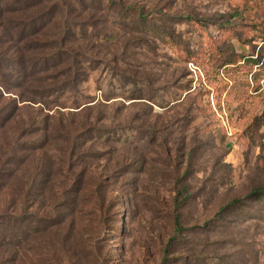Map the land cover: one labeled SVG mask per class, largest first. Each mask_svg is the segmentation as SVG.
Instances as JSON below:
<instances>
[{"label": "rangeland", "instance_id": "rangeland-1", "mask_svg": "<svg viewBox=\"0 0 264 264\" xmlns=\"http://www.w3.org/2000/svg\"><path fill=\"white\" fill-rule=\"evenodd\" d=\"M124 2V19L118 6L79 10L78 19L62 9L24 41L17 27L24 3L6 13L16 35L0 50L21 49L29 76L3 61L0 123L12 100L39 98L35 55L60 53L58 67L40 74L46 84L70 83L76 69L88 80L64 95L19 102L20 113L0 125V172L16 169L11 179L0 176V213L26 206L44 220L0 235V264H163L184 185L191 198L180 212L191 247L166 264H264V198L252 194L264 187V0ZM237 9L243 13L231 18ZM188 14L206 26L179 19ZM228 18L225 28L209 23ZM66 20L76 36L65 34ZM28 117L48 133H24ZM58 118L63 134L78 132L72 154L53 129ZM35 143L43 149L29 158L23 146ZM7 158L12 164L3 165ZM39 159L56 169L52 189L40 195L26 185ZM76 178L87 189L73 197L66 186ZM54 216L64 222L49 225Z\"/></svg>", "mask_w": 264, "mask_h": 264}, {"label": "trees", "instance_id": "trees-1", "mask_svg": "<svg viewBox=\"0 0 264 264\" xmlns=\"http://www.w3.org/2000/svg\"><path fill=\"white\" fill-rule=\"evenodd\" d=\"M13 2L24 3L25 12L23 13V15L25 17L23 18V21L20 22L19 26H17V27H21L20 28L21 29L20 38H23L22 41H24V39H27L26 37H28L31 34L40 33V29H38V26L40 25V23L45 24L44 23L45 19H50V21L54 20L58 14L64 13L62 12V9H68L70 12L75 13V18L78 19L79 17H81L80 14H82V13H79V10L89 12L91 10L100 9L102 11H105L107 7L114 8L118 6L117 10L120 14V17L124 19V4H125L124 0H0V45L3 44V42H7L13 45L14 35H16V33H15L14 26L12 25V18L11 17L8 18L6 15L7 12H11V9H12L11 3ZM144 12L145 11L143 10V8L139 9L136 12L137 17L143 18L145 16ZM241 13L243 12L237 9L235 12L231 14L230 17L234 18L236 16H240ZM182 18L184 19L186 18L187 20H190V21L200 22L201 24L205 26L207 24L206 22H204V20L199 19L198 16L192 15V14L185 15V17L184 15L179 16V19H182ZM230 21H231L230 18H228L227 20H222V21L210 20L209 23L217 24V25L219 24L222 28H225L229 25L228 23H230ZM64 26L66 30L65 34L67 35L69 34L71 36L77 35L76 31L75 33H72V30L69 28L70 26L67 20L65 21ZM42 27H44V25ZM26 30L30 31L31 33H28ZM62 31L64 33V30ZM59 41L60 43H62L65 41L67 42L69 40H68V37L66 38L64 37V38H61ZM20 50L19 51L10 50L9 52L5 51L6 52L5 54L3 53V50H0V68L2 66L3 61L6 60V58L8 57L11 63H13V61L16 62L20 73L25 76L24 78H27L29 76V72H28L29 66L28 64H25L26 62L25 58L23 56V53L20 52ZM22 50L25 51V48ZM77 55L79 56L80 54L76 52V54L72 56L73 60L76 63V59H77V62L80 63L82 60L78 59ZM14 56L16 58H13ZM59 58H60V53L57 51H55L54 53H51L49 56H46L45 58L39 59L36 55L34 56L33 59L36 60L34 63L37 62L40 68L39 69L34 68L33 70H31L32 75L37 73V75L33 79L37 81L35 86L38 88L35 92H33V95H39V98L37 99V97L35 98L31 97L30 99L28 98L25 99L23 97L22 98L19 97L20 101H18V99L12 100L11 110L3 109L1 111V115H3V120L0 123V125H3L4 121L5 122L10 121L12 118H14L16 115L20 113L22 109L21 106L24 104L19 105V102L25 101V100H32V101H39L43 99L45 100L47 97H49L52 94L64 95L67 91H69V89L70 90L76 89L75 87L80 82L88 80V72H85V75L83 72V75H82V73H80V71L82 70L79 69L80 71H78L76 69L75 71L73 72L71 71L69 73V78L71 79L70 83L63 82L61 84H57L58 82H52V83L46 84L48 81L47 80L48 77L40 75V74L46 73L50 69L58 67V64L61 63L59 61L60 60ZM68 72L69 71H67L66 73L67 75H68ZM61 73L64 74V72H61ZM46 117L48 119L51 116L46 114ZM28 122H29V125L23 129L24 133L30 134V135L39 133L40 131H45V134L48 133L47 126L42 127V128L38 126V119L28 117ZM64 128L66 127L62 123V119L58 118L54 124L53 129L59 132V135H61L66 145L67 143L69 144L68 147L72 148V151H71V154H72L74 153V148L76 145L75 139L78 137V132H76V130H72L70 127V129L65 131L64 132L65 134H63L62 130ZM41 149H43V146L41 144H36V143L31 144V145L24 144L23 146V151H26V155L29 158L33 157V155L38 150H41ZM8 159L9 158H7V160L5 161L3 165L12 164L11 160L9 161ZM48 161L47 159H39L36 162L34 161L33 171L30 173L31 179H30L29 185L28 183L26 184L27 186H29V189H31L32 185L36 186L39 195L45 193L49 188H51L50 182L56 177L55 163H51ZM10 167L11 166L5 165V171L0 172L1 179H11L13 177L16 169L10 170ZM6 170L7 171L9 170V172H6ZM1 173H3V176ZM101 185H102L101 183L98 184V189ZM0 186H2V184H0ZM66 187H68L67 189L69 191L66 194H70V196L75 197L76 193L81 192V190L87 189V183L86 181H83L80 178H76L73 184H70L69 186L67 184ZM1 189H3V187ZM1 189H0V192L3 191ZM184 193L185 195L183 196ZM252 194H256L258 199L264 198V187L263 189L261 188V189L254 190ZM94 195L97 199V202L102 206L104 203V200L102 199L104 198L103 195L98 194L97 192ZM190 198H191V193L188 191L187 186L184 185L181 188V190L178 192V195H176L175 200H174L175 210L173 214V224L175 228V233L170 238L168 244L166 245L164 249L163 264H166L167 261L171 259L170 255L173 254L174 252L186 251V249L184 248L191 247L189 242L187 241L188 238L186 236L188 228L183 225L182 214L180 212V209L183 206V203L189 200ZM236 201L237 199L234 200L232 203H235ZM66 208H72V206L69 205ZM222 210L223 211L227 210V206L222 207ZM26 211H27V207L24 206L21 211L23 213H20V214H16L17 212H14V211L0 213V235L3 234L7 236L9 235L8 233H10V231L13 232L14 230H17V229H23L24 227L29 226L30 223H36L38 227H42L41 224L44 222L43 218L41 217L39 218L36 213L28 212V211L26 212ZM28 213H31V214H28ZM32 215L36 217V220L31 219ZM63 222H64V217L59 218V217L54 216V217H50V221L48 222V224L56 226V225L62 224ZM44 229H47V227L44 226ZM182 257L186 258L187 255L182 256Z\"/></svg>", "mask_w": 264, "mask_h": 264}]
</instances>
